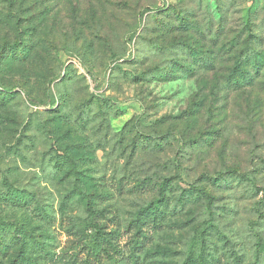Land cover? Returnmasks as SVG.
<instances>
[{
    "label": "rangeland",
    "instance_id": "1",
    "mask_svg": "<svg viewBox=\"0 0 264 264\" xmlns=\"http://www.w3.org/2000/svg\"><path fill=\"white\" fill-rule=\"evenodd\" d=\"M12 2L0 0V37L29 52L0 66L16 92L0 97V218L40 246L31 264H86L94 223L113 233L122 264H264V88L254 107L240 102L249 85L238 94L227 81L244 51L264 57V0ZM192 103L215 121H179ZM64 154L78 175L55 166ZM11 188L30 203L5 202ZM190 188L200 198L180 200ZM163 197V222L138 225ZM202 223L204 259L192 263ZM22 251L13 245L0 264H23Z\"/></svg>",
    "mask_w": 264,
    "mask_h": 264
},
{
    "label": "trees",
    "instance_id": "2",
    "mask_svg": "<svg viewBox=\"0 0 264 264\" xmlns=\"http://www.w3.org/2000/svg\"><path fill=\"white\" fill-rule=\"evenodd\" d=\"M5 5L6 9L9 10L13 4V0H1ZM236 1V0H234ZM7 16V14L5 15ZM15 29L21 34V27L19 28V23L15 24ZM251 37L250 35L248 38ZM24 42H21V38L18 37L15 42L10 43L8 40L2 39L0 37V66L4 65L3 63V58L4 60L10 56H17V55H22L26 56L29 51H27V47ZM246 55V60L242 61L239 59V61L236 64L235 69L232 70V72L229 74L227 77L228 83L232 84L234 86L235 92L238 94L247 92L246 99L245 98H240V102L248 104H253L255 107L258 106L259 104V94H260V89L264 88V57H262L257 54L256 51L248 50L244 51ZM58 50H55L56 58H58ZM205 66H209L210 70H213L212 72L215 71V60H212V56L206 57L204 60ZM252 64V69L254 70V73L256 77L258 76V80H253L251 77V74H248L245 69H243L244 66H250ZM247 83V84H244ZM245 85H249L248 90L243 87ZM0 97H1V104H6L10 102L11 99L16 95L15 88L13 85H6L5 83L1 82L0 84ZM254 95L257 97V100L254 99ZM30 101L35 104V100H32L30 98ZM192 105L195 106L196 113L193 116H190L191 114L187 112L186 114H182L181 116L177 117L179 121H202L203 119H206L207 121H215V116H211L213 114V109H210L205 113V115H200L201 113V108L202 105L197 104V103H192ZM253 111V110H251ZM255 112V111H254ZM210 115V117H206ZM206 117V118H205ZM194 143V142H191ZM55 166L62 165L64 163L66 166L69 167V172L73 175H78V164L77 162L68 154H64L61 157H56L54 159ZM232 175H234V171L228 172ZM241 178H244V176H241ZM225 179L223 176H219L215 180L211 181L214 182L216 185L220 182H225ZM169 179H164L162 183L160 184L159 191L164 190V187L166 184L169 182ZM228 184V183H227ZM119 188H122V184H118ZM11 190L9 192V196L6 198H3L5 202H10L15 205H21L26 206L30 203V198L28 196L23 195L22 192H17L16 190ZM79 186H75L74 191L79 193V195L83 194L82 191H80ZM182 195L185 198H180V200H186L187 201H192L193 199H199L202 193L200 190H193L190 188L189 190H182ZM195 192V193H194ZM204 194V193H203ZM84 195V194H83ZM2 200V201H3ZM168 201L163 197V200H158V202H152L149 204L146 208L141 210L138 215V225H143L150 227V226H155L158 223L163 222V216L164 212L161 209V206L163 204L167 203ZM162 203V204H161ZM161 204V205H160ZM184 204V203H183ZM88 210L90 213V216L93 220H95V217H97L98 213L96 210H94L91 205L88 206ZM205 224V223H204ZM203 223L194 231L192 239H191V247H190V254H189V260L192 261V263H195L197 260L203 261V253L205 252L206 249V233H207V224L204 225ZM92 229L94 230V240L92 244V249L89 250L88 256L90 257V261H85L86 264H104L105 260H109L112 264H122L120 260L116 257L119 256L117 254H120L117 249V245L115 244L114 240L116 238L114 237L113 233H106L103 231V228L97 224L94 223L92 226ZM136 228H139V226H135ZM20 228L17 225H10L4 222L0 218V253L1 254H6L8 250H10V247L18 246L20 245V248L24 251L19 252L18 255V260L23 262V264H31L32 262V257L29 253L31 252H37L39 251V245L36 244L35 242L31 240H22L19 237L20 233ZM136 251V248L133 249ZM42 254L47 256L48 260L53 261L54 260V254L47 249L46 245L42 246ZM107 255L106 257H103V255ZM30 256V258L28 257ZM99 258H103L102 261H100ZM122 259V257H121ZM123 260V259H122ZM128 262H132L136 264V260L134 259V256H131L128 260ZM69 263V262H68Z\"/></svg>",
    "mask_w": 264,
    "mask_h": 264
}]
</instances>
